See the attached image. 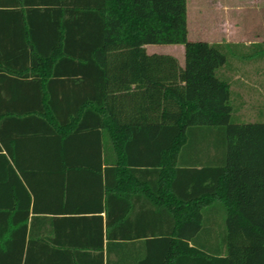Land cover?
Masks as SVG:
<instances>
[{"label":"trees","instance_id":"obj_1","mask_svg":"<svg viewBox=\"0 0 264 264\" xmlns=\"http://www.w3.org/2000/svg\"><path fill=\"white\" fill-rule=\"evenodd\" d=\"M18 12L42 18L11 37ZM250 48L191 41L188 0H0V264H264V121L227 74Z\"/></svg>","mask_w":264,"mask_h":264},{"label":"crops","instance_id":"obj_2","mask_svg":"<svg viewBox=\"0 0 264 264\" xmlns=\"http://www.w3.org/2000/svg\"><path fill=\"white\" fill-rule=\"evenodd\" d=\"M264 0H197L195 3V11L197 13L196 19L198 20L196 23V28L198 29L195 34L196 38L191 41H206L209 43H230V44H241L247 47H250L256 43L262 44L264 43V24L259 28L258 25L254 24L252 18H250L247 14V10L251 9L254 6H261ZM194 10V9H193ZM189 8H188V18L189 17ZM31 16V17H30ZM37 15H29V17L23 16L22 13L18 12L14 17H12V25L17 26L15 29H10L11 37H23L24 30L21 27L26 18H31L32 21H36L41 16ZM202 21L201 23L199 22ZM210 20L212 23L210 24L211 29L208 30V26H206L204 21ZM38 25V22H37ZM42 25V23H41ZM188 29H189V20H188ZM41 31V30H40ZM210 32V33H209ZM258 33H260L258 35ZM37 35L43 36V32L37 33ZM198 37H210L209 40H203ZM19 41V38H17ZM185 51V48H184ZM30 64V63H29ZM15 67L17 69L23 68L26 66L24 62H16ZM263 73H264V64H263ZM225 71V70H224ZM228 76L231 77V81L233 84V88L240 95L255 91L252 88H248L246 79H243V73L240 70H233L228 72ZM12 75V74H11ZM242 75V76H241ZM58 90L60 93V98L66 100L69 98H77L80 96L79 91H77V87L75 86L74 81H62ZM13 85L14 82L10 81ZM7 84V83H6ZM11 84L8 85L10 95L15 94L16 89H12ZM8 91H3V95H7ZM243 96V95H242ZM64 113V111H63ZM65 113H67L65 111ZM12 132H17L19 128L18 125L12 124L11 127ZM13 145V143L11 144ZM27 148L29 147L26 145ZM26 148V149H27ZM28 154V152H26ZM30 158L26 162H29ZM50 156H42L36 157V162H50ZM35 160V159H34ZM33 160V161H34ZM30 163V162H29ZM141 206V205H139Z\"/></svg>","mask_w":264,"mask_h":264},{"label":"rangeland","instance_id":"obj_3","mask_svg":"<svg viewBox=\"0 0 264 264\" xmlns=\"http://www.w3.org/2000/svg\"><path fill=\"white\" fill-rule=\"evenodd\" d=\"M195 3L197 0H188V8H189V34L190 39L194 40L196 38L195 34L198 29L195 27L197 23L196 19V11H195ZM194 9V10H193ZM247 14L250 18L253 19L254 24L258 25L261 28V25L264 24V2L261 6H254L251 9L247 10ZM201 23L202 21L199 20ZM206 26H208V30L211 29L210 24L212 21L206 20L204 21ZM210 33V32H209ZM260 33H258L259 35ZM203 40H209L210 37H198ZM206 38V39H205ZM148 53H159V54H171L175 56L180 65H185V51L184 45L178 44H149L146 46ZM256 48H250L244 51L241 54L245 55V58H239L237 56L230 58V65L234 63L240 62L239 66L241 67V71L243 73V79H246L247 87L252 88L255 91L250 93L242 94L243 98L246 99L247 104L243 111L240 112L241 121L243 122H256V121H264V73H263V60L257 59L259 56V52ZM256 52V54H255ZM258 53V54H257ZM261 68V69H260ZM242 76V75H241ZM236 91V90H235ZM237 99V104H241L239 101L240 97L238 95L235 96ZM240 102V103H239Z\"/></svg>","mask_w":264,"mask_h":264}]
</instances>
